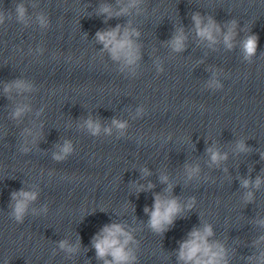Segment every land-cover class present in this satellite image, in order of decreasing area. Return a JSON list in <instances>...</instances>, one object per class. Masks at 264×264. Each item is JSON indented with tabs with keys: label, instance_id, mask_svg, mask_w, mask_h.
Masks as SVG:
<instances>
[{
	"label": "water",
	"instance_id": "95a60500",
	"mask_svg": "<svg viewBox=\"0 0 264 264\" xmlns=\"http://www.w3.org/2000/svg\"><path fill=\"white\" fill-rule=\"evenodd\" d=\"M17 3L27 8V26L16 21ZM102 4L118 10L117 0H0L6 14L0 25L1 222L29 264H104L92 240L113 222L133 236V264H183L180 243L204 224L213 229L209 241L224 246L227 264H258L248 257L264 252V241L255 243L264 236L256 223L264 219V184L244 189L240 178L254 181L264 170V0H141L139 12L107 20L97 15ZM41 13L47 28L37 22ZM194 13L220 25L215 45L196 35ZM233 20L236 36L228 49L222 34ZM129 21L140 33L134 73L121 71L95 39L97 31ZM177 28L187 37L182 52L168 43ZM250 34L259 39L248 61L242 42ZM15 79L33 90L5 94V83ZM212 79L221 87H209ZM20 104L31 111L13 119ZM90 116L101 124L98 136L82 126ZM113 118L128 122L123 135L103 131ZM66 140L72 153L54 160ZM239 140L253 151L235 152ZM212 146L228 155L219 167L209 166ZM186 164L199 165L198 176L189 179ZM21 189L38 196L17 223L11 193ZM246 191L252 202L244 201ZM157 194L178 198L181 206L195 198L163 234L149 228L144 211ZM62 240L79 241V250L67 253Z\"/></svg>",
	"mask_w": 264,
	"mask_h": 264
},
{
	"label": "clouds",
	"instance_id": "9594fccd",
	"mask_svg": "<svg viewBox=\"0 0 264 264\" xmlns=\"http://www.w3.org/2000/svg\"><path fill=\"white\" fill-rule=\"evenodd\" d=\"M141 0H117L118 10H115L110 4H102L98 10L97 15H103L107 19L119 18L121 16H128L132 9L140 11L139 5ZM16 21L25 26L28 25L29 17L27 8L23 3H17L14 7ZM6 14L0 11V25L4 24ZM7 18L11 19V13L7 14ZM37 22L41 28H47L49 26V19L43 13L37 15ZM193 25L196 31V35L201 41H207L208 46L215 45L218 40L217 37L221 35V27L211 17L208 18L207 23H204L199 13H194L191 17ZM227 31L223 35V43L226 48H233V40L236 36L235 28L236 21H231L227 25ZM140 33L131 26L129 21L127 26L117 24L114 28L105 30H99L95 33V39L97 43L101 44L102 51H106L113 61L121 63V71L126 68L135 72V68L138 66V61L141 58L140 47L136 43L134 37H139ZM185 36L183 28H177L173 38L168 42L174 52H182L185 49ZM258 36L255 34L248 35L242 42V52L245 60L251 61V58L256 54L258 47ZM43 51V49H38ZM71 59V57H69ZM158 72H163V68H157ZM209 87L218 88L221 85L212 79L208 82ZM16 90L17 93L31 92L33 86L30 82L24 79H15L10 83H5L4 93L9 94ZM203 108V105H201ZM31 111L29 105L20 104L17 105L12 112L13 119H19L25 113ZM143 109H137V115H141ZM112 127L104 128L103 131L107 134H111L112 128L117 129L121 135L128 128V122L113 118L111 121ZM83 127H86L88 132L93 136H98L102 129L98 119H93L91 116L83 122ZM27 135H31L29 129H25ZM59 152L53 153V159L56 161H63L66 157L72 153L73 145L70 141H65L63 145H57ZM22 151L27 152V147L22 148ZM253 151L249 148L244 140H239L235 144V152L237 153H249ZM206 154L209 157V166L215 165L219 167L221 162L227 160V153H222L218 148L212 146L206 148ZM261 160H264V152L260 153ZM144 174H149L147 169L141 170ZM185 171L189 179L198 176L200 172L199 165H185ZM226 171V169H225ZM251 171V169H250ZM160 180L162 183H167L168 177L161 175ZM241 187L244 189L255 188L260 189L264 184V170L262 174L258 175L253 181L250 177L240 178ZM154 187L152 184L148 185V189ZM169 184L166 191L171 190ZM139 190H145L141 186ZM38 193L36 191H27L21 189L11 193L12 208L11 216L17 223H23L24 217L27 214L29 204L37 199ZM244 201L252 202L254 194L252 191H246L244 193ZM195 203V198L189 200V202L181 206L178 202V198H166L159 194L155 195L154 204L151 209L144 208L145 213L149 215L148 226L157 233L163 234L167 231L168 226L172 225L174 219L181 215L184 208L191 209ZM47 211V209H44ZM256 223L264 227V219H259ZM213 236V229L211 225L204 224L201 228H194L189 234L188 238L180 243L177 258L182 261L183 264H227L225 248L219 242H210L209 237ZM264 241V236H261L255 243L259 245ZM135 243L132 234L125 230V226L121 223L113 222L105 225L102 230L97 233L92 240V246L96 251L97 259L104 261V264H133L136 260L131 248L128 245ZM59 247L67 253H75L79 250V241L76 245H70L68 241L62 240L59 242ZM111 257V259H107ZM249 261H258V264H264V252H260L258 256L248 257Z\"/></svg>",
	"mask_w": 264,
	"mask_h": 264
}]
</instances>
